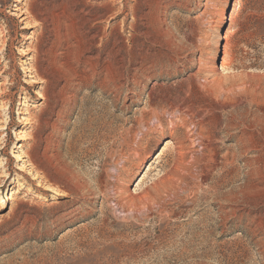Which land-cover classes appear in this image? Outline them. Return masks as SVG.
<instances>
[{
  "label": "rangeland",
  "instance_id": "rangeland-1",
  "mask_svg": "<svg viewBox=\"0 0 264 264\" xmlns=\"http://www.w3.org/2000/svg\"><path fill=\"white\" fill-rule=\"evenodd\" d=\"M0 264H264V0H0Z\"/></svg>",
  "mask_w": 264,
  "mask_h": 264
},
{
  "label": "bare ground",
  "instance_id": "bare-ground-1",
  "mask_svg": "<svg viewBox=\"0 0 264 264\" xmlns=\"http://www.w3.org/2000/svg\"><path fill=\"white\" fill-rule=\"evenodd\" d=\"M15 1H17V2H19V3H21L23 0H15ZM229 2H230V0H224V3L227 5V4H229ZM17 7V9H15L16 11H18V13H14V14H12L13 16H15L16 18H18V19H21V20H24L25 19V14L27 13L26 11H28V8H27V10L25 11V12H23L22 10H21V8H19L18 6H16ZM22 11V12H21ZM29 13V12H28ZM28 15V14H27ZM26 15V16H27ZM224 21H226V18H225V16L223 15L222 16V18L220 19V24H222V23H224ZM34 83H37L36 81H33ZM214 89V88H213ZM170 107V109H172V110H175L176 108L174 107V106H172V104L169 106ZM178 111V110H177ZM175 112V111H174ZM202 123V122H201ZM20 130H18V132H17V135H20ZM200 135V134H199ZM197 143V142H196ZM159 156H160V154L156 157V159H159ZM127 201V200H126Z\"/></svg>",
  "mask_w": 264,
  "mask_h": 264
}]
</instances>
